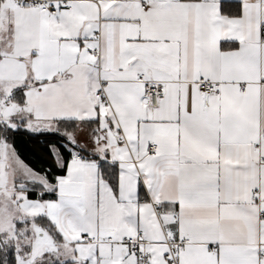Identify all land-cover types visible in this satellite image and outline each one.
I'll return each mask as SVG.
<instances>
[{"label":"snow or ice","instance_id":"6c2138e0","mask_svg":"<svg viewBox=\"0 0 264 264\" xmlns=\"http://www.w3.org/2000/svg\"><path fill=\"white\" fill-rule=\"evenodd\" d=\"M0 264H264V0H0Z\"/></svg>","mask_w":264,"mask_h":264}]
</instances>
